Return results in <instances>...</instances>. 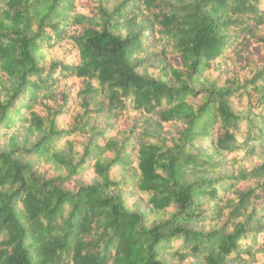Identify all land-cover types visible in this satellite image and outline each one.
I'll use <instances>...</instances> for the list:
<instances>
[{"label": "trees", "instance_id": "trees-1", "mask_svg": "<svg viewBox=\"0 0 264 264\" xmlns=\"http://www.w3.org/2000/svg\"><path fill=\"white\" fill-rule=\"evenodd\" d=\"M0 264H264V0H0Z\"/></svg>", "mask_w": 264, "mask_h": 264}]
</instances>
